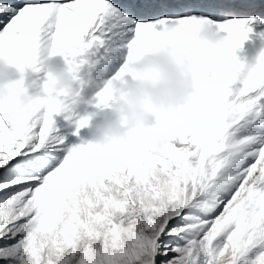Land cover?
<instances>
[{
  "label": "snow or ice",
  "instance_id": "6c2138e0",
  "mask_svg": "<svg viewBox=\"0 0 264 264\" xmlns=\"http://www.w3.org/2000/svg\"><path fill=\"white\" fill-rule=\"evenodd\" d=\"M200 22L264 42V0H0V32H39L88 75ZM237 63L202 61L197 129L131 165H91L52 111L0 114V264H264V64Z\"/></svg>",
  "mask_w": 264,
  "mask_h": 264
},
{
  "label": "clouds",
  "instance_id": "9594fccd",
  "mask_svg": "<svg viewBox=\"0 0 264 264\" xmlns=\"http://www.w3.org/2000/svg\"><path fill=\"white\" fill-rule=\"evenodd\" d=\"M235 45L222 30L205 22L185 27L169 25L157 35L128 50L119 69L103 87L87 99L80 85V71L64 60V67L53 68L62 56L55 45L33 31L0 32V114L19 117L49 111L57 117L81 108L90 112L76 121V130L87 129L91 142L86 159L99 168H111L119 156L130 165L140 151L150 149L163 155L169 149L165 128L175 126L195 131L203 117L198 72L202 61L234 55ZM40 65L39 67L37 65ZM264 64V42L250 65L237 63V72H251ZM33 75L45 70L42 95L25 87V79H13L9 70ZM107 63L93 71H106ZM35 84V81H33ZM107 101L102 103L103 95ZM67 117H71L68 115ZM86 121L81 127V122Z\"/></svg>",
  "mask_w": 264,
  "mask_h": 264
},
{
  "label": "rangeland",
  "instance_id": "374dc122",
  "mask_svg": "<svg viewBox=\"0 0 264 264\" xmlns=\"http://www.w3.org/2000/svg\"><path fill=\"white\" fill-rule=\"evenodd\" d=\"M9 72H10V75L13 79H17L18 78L17 75H20L19 79L22 78V75L20 73L16 72L14 69H10ZM34 78H35V76L32 75V77H30L31 82L25 83V87L28 88L30 91L33 90V88H35V90H37L42 85L40 81H35V84H33ZM19 79H17V80H19ZM71 129H72V131L75 132L76 125L74 127H72ZM74 132H71L70 136H68V137H70L75 144H80L81 142H83L84 144H87V143L91 142V137L89 135L88 130H86L84 134H83V129L80 130L79 135H73Z\"/></svg>",
  "mask_w": 264,
  "mask_h": 264
},
{
  "label": "bare ground",
  "instance_id": "6f19581e",
  "mask_svg": "<svg viewBox=\"0 0 264 264\" xmlns=\"http://www.w3.org/2000/svg\"><path fill=\"white\" fill-rule=\"evenodd\" d=\"M107 79L108 78H101V79H97V80H93V79L81 80V82H87V83H89L91 85V87H83V84L80 85V88L82 90V94L84 95V97L87 99L88 98L87 97L88 94L93 95L95 91H97L100 88H102L104 86L103 85V81H105ZM40 93L42 95H44L43 90ZM77 111L84 112L86 114V117H88L90 115V112L85 110V109H83V108H81L79 110H76L75 112H73L71 114H75ZM68 129H71V127H68ZM60 130H62V129L60 128Z\"/></svg>",
  "mask_w": 264,
  "mask_h": 264
}]
</instances>
